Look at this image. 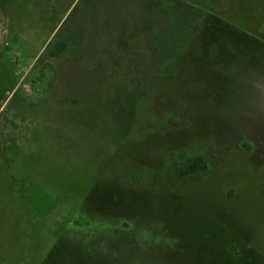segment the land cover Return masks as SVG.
Returning <instances> with one entry per match:
<instances>
[{"label": "rangeland", "instance_id": "1", "mask_svg": "<svg viewBox=\"0 0 264 264\" xmlns=\"http://www.w3.org/2000/svg\"><path fill=\"white\" fill-rule=\"evenodd\" d=\"M0 264H264V0H0Z\"/></svg>", "mask_w": 264, "mask_h": 264}, {"label": "trees", "instance_id": "2", "mask_svg": "<svg viewBox=\"0 0 264 264\" xmlns=\"http://www.w3.org/2000/svg\"><path fill=\"white\" fill-rule=\"evenodd\" d=\"M61 45L65 43H60L58 49ZM207 169L208 162L203 156L190 157L185 162L175 163L173 166V171L181 178L200 176Z\"/></svg>", "mask_w": 264, "mask_h": 264}]
</instances>
